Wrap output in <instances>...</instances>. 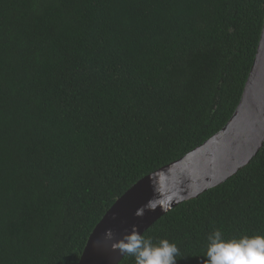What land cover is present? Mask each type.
Segmentation results:
<instances>
[{
	"label": "trees",
	"instance_id": "obj_1",
	"mask_svg": "<svg viewBox=\"0 0 264 264\" xmlns=\"http://www.w3.org/2000/svg\"><path fill=\"white\" fill-rule=\"evenodd\" d=\"M263 26L264 0H0V264H79L120 197L227 125ZM214 229L264 234V146L144 235L202 264Z\"/></svg>",
	"mask_w": 264,
	"mask_h": 264
},
{
	"label": "water",
	"instance_id": "obj_2",
	"mask_svg": "<svg viewBox=\"0 0 264 264\" xmlns=\"http://www.w3.org/2000/svg\"><path fill=\"white\" fill-rule=\"evenodd\" d=\"M264 146V26L253 67L239 105L227 125L181 159L141 179L108 210L92 232L79 264H120L126 255L112 250V243L138 225L145 234L179 205L195 200L238 174ZM159 175L176 201L167 212L159 208L135 216L137 208L153 196L149 176ZM108 229L115 240L105 237Z\"/></svg>",
	"mask_w": 264,
	"mask_h": 264
},
{
	"label": "clouds",
	"instance_id": "obj_3",
	"mask_svg": "<svg viewBox=\"0 0 264 264\" xmlns=\"http://www.w3.org/2000/svg\"><path fill=\"white\" fill-rule=\"evenodd\" d=\"M153 196L135 211L142 218L146 212L158 208L167 212L176 201L174 192L167 190L159 175L149 176ZM105 237L115 240V233L108 229ZM112 250H119L124 256L134 257L135 264H177L180 248L167 238L156 242L132 225L131 231L112 243ZM202 264H264V234L226 237L221 229H214L207 236V245Z\"/></svg>",
	"mask_w": 264,
	"mask_h": 264
}]
</instances>
